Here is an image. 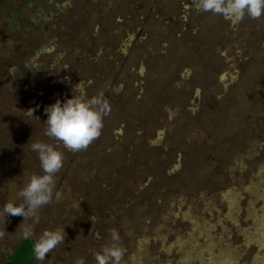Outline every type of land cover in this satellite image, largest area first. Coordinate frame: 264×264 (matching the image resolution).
Segmentation results:
<instances>
[{"label":"rangeland","instance_id":"1","mask_svg":"<svg viewBox=\"0 0 264 264\" xmlns=\"http://www.w3.org/2000/svg\"><path fill=\"white\" fill-rule=\"evenodd\" d=\"M73 91L111 111L87 148L58 146L60 196L30 240L65 226V243L28 264H95L111 229L121 264H264V17L194 0H5L0 207L41 173L29 144L56 143L43 110ZM20 223L0 219V264L26 240Z\"/></svg>","mask_w":264,"mask_h":264},{"label":"clouds","instance_id":"2","mask_svg":"<svg viewBox=\"0 0 264 264\" xmlns=\"http://www.w3.org/2000/svg\"><path fill=\"white\" fill-rule=\"evenodd\" d=\"M194 7L197 12L213 13L235 22L245 16L253 20L264 17V0H194ZM43 111L46 116L43 134L56 143L37 140L29 144L30 151L37 154L41 173H25V182L16 193V199L0 207V219L4 222L9 217H22L19 234L26 240L35 235L40 210L52 203L54 198L59 199L60 194L55 191L56 179L64 165V153L58 146L63 145L72 152L87 148L100 136L104 117L109 115L111 108L103 94L89 98L83 92L76 94L73 91L71 98L63 101L58 98ZM28 114L33 115V111ZM66 235L65 226L44 229L33 244L35 260L45 261L49 253L65 243ZM109 236L110 242L93 253L95 264H121L124 249L120 234L111 229ZM73 264H85V259L77 257Z\"/></svg>","mask_w":264,"mask_h":264},{"label":"trees","instance_id":"3","mask_svg":"<svg viewBox=\"0 0 264 264\" xmlns=\"http://www.w3.org/2000/svg\"><path fill=\"white\" fill-rule=\"evenodd\" d=\"M5 0H0V5ZM33 241L30 239L24 240L20 247L12 253L3 264H28L32 258Z\"/></svg>","mask_w":264,"mask_h":264}]
</instances>
